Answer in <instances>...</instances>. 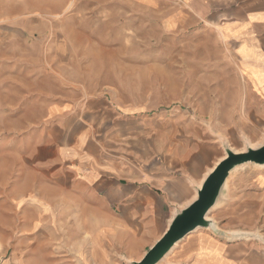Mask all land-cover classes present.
Returning a JSON list of instances; mask_svg holds the SVG:
<instances>
[{
  "label": "rangeland",
  "instance_id": "374dc122",
  "mask_svg": "<svg viewBox=\"0 0 264 264\" xmlns=\"http://www.w3.org/2000/svg\"><path fill=\"white\" fill-rule=\"evenodd\" d=\"M174 14L158 0H0V264H18L16 250L24 264H90L73 255L66 229L86 204L79 190L65 186L64 197L74 199L48 201L47 212L17 199L22 140L57 95L101 94L126 115L127 128L113 132L109 150L128 161L141 146L164 144L169 125L177 135L186 128L222 137L247 124L264 139L260 102L238 99L247 78L231 48L209 25ZM241 104L252 113H236ZM225 107L229 119H216ZM225 147L233 151L227 140ZM245 165L230 173L218 201L223 217L214 213L212 222L245 250L244 264H264V164ZM226 223L235 231L221 229Z\"/></svg>",
  "mask_w": 264,
  "mask_h": 264
},
{
  "label": "crops",
  "instance_id": "0c3cea01",
  "mask_svg": "<svg viewBox=\"0 0 264 264\" xmlns=\"http://www.w3.org/2000/svg\"><path fill=\"white\" fill-rule=\"evenodd\" d=\"M158 1L172 8L177 20L183 13L184 18L215 30L247 78L248 91L238 99H257L264 119V0ZM248 108L241 104L236 113H252ZM43 111L40 127L26 134L20 146L24 194L17 199L19 204L29 198L38 201L43 212L48 211V201L74 199L64 197L65 186L79 190L78 200L86 204L72 211L66 229L72 233L73 255L90 264L140 262L199 199L207 178L228 157L226 140L237 154L264 142L263 134L251 133L247 124L235 131L231 127L222 137H203L202 131L197 135L186 128L177 135L169 125L164 144L158 140L141 146L135 160L128 161L124 154L109 150L113 132L126 130L127 116L103 95L69 90L48 101ZM229 113L225 107L216 119L226 121ZM249 168L243 164L238 173ZM218 201L206 214L207 220L212 221L214 213L216 220L223 217ZM229 227V223L221 225L235 231ZM241 249L213 228L198 226L159 262L169 258L173 264H244ZM13 260L24 264L23 251L16 250Z\"/></svg>",
  "mask_w": 264,
  "mask_h": 264
},
{
  "label": "water",
  "instance_id": "95a60500",
  "mask_svg": "<svg viewBox=\"0 0 264 264\" xmlns=\"http://www.w3.org/2000/svg\"><path fill=\"white\" fill-rule=\"evenodd\" d=\"M248 162L264 164V145L239 154L228 151V157L207 178L199 192V199L176 219L167 234L135 264H157L179 240L198 226L215 229V224L205 218L206 214L219 199L230 172L238 165Z\"/></svg>",
  "mask_w": 264,
  "mask_h": 264
}]
</instances>
